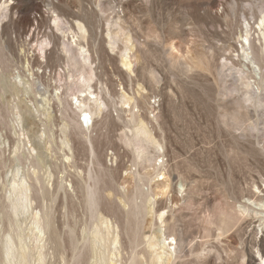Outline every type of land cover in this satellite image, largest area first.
<instances>
[{
	"label": "rangeland",
	"instance_id": "1",
	"mask_svg": "<svg viewBox=\"0 0 264 264\" xmlns=\"http://www.w3.org/2000/svg\"><path fill=\"white\" fill-rule=\"evenodd\" d=\"M263 11L264 0H0V264H8L7 240L16 233L26 264H97L102 252L111 264H131L134 254L151 264L157 252L149 243L161 228L177 242L171 264L263 263L264 40L256 30ZM57 15L75 32L74 21L85 26L91 63L69 31L54 28ZM65 41L76 64L73 52H63ZM91 69L93 91L106 105L95 130L81 124L76 108L82 73ZM13 85L27 88L16 93ZM132 112L161 148L148 143L139 154L122 142L132 134ZM32 126L40 166L26 144ZM27 172L40 180L16 215L11 183ZM94 187L102 195L93 214L87 188ZM138 190L147 211L127 217ZM97 229L105 241L95 239Z\"/></svg>",
	"mask_w": 264,
	"mask_h": 264
},
{
	"label": "bare ground",
	"instance_id": "2",
	"mask_svg": "<svg viewBox=\"0 0 264 264\" xmlns=\"http://www.w3.org/2000/svg\"><path fill=\"white\" fill-rule=\"evenodd\" d=\"M34 3H37L36 1ZM14 9V8H13ZM32 16V15H30ZM60 16V15H59ZM58 15L54 18V28L59 31V32H62V34L65 36L67 31H69L72 35V39L73 40V43L75 44V46L77 47V54H79L81 57H83V60L87 63H91V57H90V54H89V51L84 47L82 46V43L85 39H86V28L85 26L78 22V21H74L76 22V27H77V32H75L72 28V26L70 25L71 23L70 22H65L62 18H60ZM62 17V16H61ZM66 19V18H65ZM74 19V18H73ZM76 19V18H75ZM259 19H260V23L258 24V29L256 30H260V34H259V38L261 39V37H263V40H264V11L262 13H260L259 15ZM35 24V23H34ZM74 24V23H73ZM248 24V22H247ZM67 26V27H66ZM69 26V27H68ZM255 28V27H254ZM241 29V28H240ZM254 31V30H253ZM251 32V31H250ZM52 33V32H51ZM249 33V32H248ZM33 36L35 35V32L32 33ZM49 34V33H48ZM262 34V36L260 37V35ZM244 35V34H243ZM48 36V35H46ZM50 36V35H49ZM53 36V35H52ZM56 37V35H54ZM69 36V34H67V37ZM242 37V36H241ZM252 37V36H250ZM250 37L246 36L245 37V41H246V45L248 46V52H250L252 54V41L250 40ZM46 38V37H45ZM43 38V39H45ZM69 39V38H68ZM254 39V38H253ZM258 39V38H257ZM46 40V39H45ZM70 40V39H69ZM256 40V39H255ZM255 40L253 42H255ZM129 41V40H128ZM262 41V40H261ZM242 43V42H241ZM42 44V42H41ZM50 44V43H49ZM109 44V43H108ZM264 44V43H263ZM110 45V44H109ZM112 45V44H111ZM62 46H63V52L65 54H71V52H73V44L72 43H69V42H63L62 43ZM245 45H243L244 47ZM246 47V46H245ZM244 47V49H245ZM262 47V46H261ZM47 48V47H46ZM114 48V47H113ZM243 49V48H242ZM45 50V49H44ZM127 50V49H126ZM76 51V50H75ZM129 51V49H128ZM261 51V50H260ZM259 51V53H260ZM264 51V50H263ZM130 52V51H129ZM74 53V57L75 59L76 56H75V52ZM125 53V52H124ZM133 53V52H132ZM247 53V52H246ZM245 53V54H246ZM249 53V54H250ZM243 54V53H242ZM248 54V53H247ZM246 54V55H247ZM261 54H262V51H261ZM47 55V54H46ZM73 55V54H72ZM78 55V57L80 58V56ZM226 55V54H225ZM124 56V55H123ZM73 57V56H72ZM233 57V56H232ZM262 57V55H261ZM129 57L128 56H125L123 57L122 59V65H124V67H126L129 71L131 70V62L129 61L128 59ZM132 58V57H131ZM246 58H248L246 56ZM3 59V58H2ZM1 59V61H3ZM70 59V58H69ZM227 59V58H226ZM248 60V59H247ZM250 60V59H249ZM203 61V60H202ZM201 61V62H202ZM254 64H256V61L253 59L252 60ZM76 62H78V59L75 60V64ZM81 62V61H79ZM228 62V61H227ZM247 62V61H246ZM250 62V61H249ZM71 63V62H70ZM196 63V61H195ZM252 63V64H253ZM202 64V63H201ZM251 64V62H250ZM251 64V65H252ZM72 65V64H71ZM81 65V64H79ZM247 65V64H246ZM77 66H78V63H77ZM92 66V65H90ZM194 66V65H193ZM197 66V65H196ZM203 66V65H202ZM222 66V65H221ZM248 66V65H247ZM250 66V65H249ZM254 66V65H253ZM251 66V67H253ZM259 66V65H258ZM209 67V66H208ZM224 67V66H223ZM257 67V66H256ZM230 68V67H229ZM228 68V69H229ZM258 68V67H257ZM257 68H255V70H257ZM126 69V70H127ZM232 69V68H230ZM251 69V68H250ZM253 69V68H252ZM83 70V69H82ZM208 70V69H207ZM210 70V69H209ZM254 70V71H255ZM84 71V70H83ZM205 71V70H203ZM217 71V70H216ZM253 71V70H252ZM260 73H259V76H260V79L264 81V71L262 72L261 69H259ZM259 71H255L254 73L257 72V75H258V72ZM128 72V71H127ZM131 72V71H130ZM243 72V71H242ZM248 72V70H247ZM87 73V72H86ZM82 73V80H81V89L79 90L82 95L81 96H76V108L77 110L80 112V122L81 124L83 125V120L84 118L87 119V118H90L91 119V127L93 130H95L94 128H96V122H95V119L98 117L99 114L102 113L103 111V107L106 106L105 105V101L103 100L101 94L99 92H97L96 90L93 91V85H92V81L94 80V71L93 69H91V71L89 73ZM244 73V72H243ZM250 73V72H249ZM126 74V73H125ZM245 75V74H244ZM248 75V74H247ZM229 76V75H227ZM244 80V79H243ZM26 83H23L22 84H27V81H25ZM251 82V81H250ZM261 82V81H260ZM21 83V82H20ZM29 83V82H28ZM246 83V81H245ZM244 83V84H245ZM255 83V82H254ZM251 84V83H250ZM6 86H10V88L12 89V85H10L9 83H6L5 84ZM79 85V84H78ZM246 85V84H245ZM262 85V84H261ZM264 85V84H263ZM218 86V85H217ZM19 86H14L13 85V90L17 93V92H21V91H25L27 87L23 88V89H20L18 88ZM31 87V85H30ZM29 87V89H30ZM75 87V86H74ZM257 87V86H256ZM143 89V88H142ZM67 90V88H66ZM225 90V89H224ZM78 91V93H79ZM102 91V90H101ZM124 91V90H123ZM141 91V90H140ZM237 91V90H236ZM70 92V91H69ZM97 92V93H96ZM125 92V91H124ZM225 92V91H224ZM26 93V92H25ZM73 93V92H72ZM123 93V92H122ZM248 93V92H246ZM254 94V93H253ZM74 95V93H73ZM124 95V94H122ZM256 95V94H255ZM244 96V95H243ZM131 97H129L128 95H124L121 99H123V103L124 104H127V105H132L130 104L132 101L130 99ZM247 98V97H246ZM252 98V97H251ZM249 99V97H248ZM61 102V98L59 99ZM68 100V99H66ZM244 100V99H242ZM252 100V99H251ZM247 101V99H246ZM245 101V102H246ZM253 101V100H252ZM244 102V103H245ZM248 102V101H247ZM64 103H65V99H64ZM68 103V102H67ZM152 103V102H151ZM243 103V104H244ZM66 105V103H65ZM238 105V104H237ZM70 106H72V103L70 104ZM241 106H245V105H241ZM240 106V107H241ZM131 108V107H130ZM247 108V107H246ZM69 109V108H68ZM154 109V108H153ZM242 109V108H241ZM67 110V105H66V109L65 111ZM131 110V109H130ZM129 110V111H130ZM23 111L25 114H31V109L28 107V106H24L23 108ZM236 111V110H235ZM38 112V111H36ZM241 112V111H240ZM240 112H237V113H233L230 117L232 120H235V121H239V118H240ZM130 113V112H129ZM76 115V114H75ZM229 115V114H228ZM245 116V115H244ZM227 117V116H225ZM243 117V116H242ZM71 118V117H70ZM103 118V117H102ZM130 127L131 129H129V131L131 130L132 134L131 136H128V135H123V137H121V140L122 142H124L126 145L130 146V147H135L139 154H142L146 148H148L146 145L149 143H153V144H156L159 148H161L162 146L160 144H158V142L160 141H156L155 140V136L153 137V135L151 134L150 130L148 129L149 127H147L144 123V121H142L143 119L141 118L140 114L139 113H136V112H132L131 113V117H130ZM242 119V118H241ZM71 120V119H70ZM75 120V119H74ZM106 120V118H105ZM72 121V120H71ZM249 121V120H248ZM105 122V121H104ZM86 123H88L86 121ZM224 123V122H223ZM246 123V122H245ZM32 124L34 125L35 122H32ZM31 124V125H32ZM23 128V126H22ZM88 128V127H87ZM127 134V133H126ZM27 136L26 139H27V146H28V150L30 152V156H34L36 155V164H38L40 166V163H41V160H40V153H39V146H36L34 145V142L31 141L29 139V135H32V137L35 139L36 137H38V131L36 130V128L34 126L31 127V129H29V131L27 132ZM232 135V134H231ZM230 135V136H231ZM88 136V135H87ZM86 137V136H85ZM41 139V137H39ZM91 139V138H90ZM88 142L91 143V141L89 140ZM69 143L67 139H64L63 140V144L66 145L67 147H70L69 146ZM259 143V141H258ZM34 145V146H33ZM93 145V144H92ZM91 145V152L92 154H94V149H93V146ZM148 145V146H149ZM152 145V144H151ZM96 146V145H95ZM94 146V147H95ZM101 146V145H99ZM150 148V147H149ZM154 148V147H153ZM157 149V148H156ZM233 150V149H231ZM71 151V150H70ZM133 151V150H132ZM159 151V150H158ZM157 151V152H158ZM28 153V152H27ZM72 154V153H71ZM71 156V155H70ZM136 156V155H135ZM138 156V155H137ZM144 156V155H143ZM73 157V155H72ZM29 158V157H28ZM27 158V159H28ZM67 159L71 158V157H66ZM112 158V157H111ZM138 158V157H137ZM34 159V158H33ZM149 161L151 160L148 159ZM152 162V161H151ZM160 163V161H159ZM33 165V164H32ZM37 166V165H36ZM167 166V165H166ZM164 168V167H163ZM157 169V168H156ZM167 169V167H166ZM169 170V169H168ZM161 171V170H159ZM33 173V172H32ZM38 173V172H37ZM162 173V172H161ZM160 173V174H161ZM165 173V172H164ZM163 173V174H164ZM171 173V172H170ZM159 174V175H160ZM37 175V174H36ZM167 175V174H166ZM165 175V176H166ZM170 174H168L169 176ZM98 177V176H97ZM39 177H35V172H34V175L30 174L29 172L25 173L23 175L18 173L14 178H13V181L11 183V193H10V201H11V204H12V208H13V211H14V214H18L23 208H24V203L26 202V205H27V202L29 199H31V195H30V192H31V186L30 185H34L35 186V182H39ZM102 179H100L101 181ZM161 180V179H160ZM33 183H32V182ZM99 181V178H96V184L95 185H99L100 182ZM164 182V181H163ZM99 183V184H98ZM157 185H160V184H157ZM161 185H163L161 183ZM166 185V184H165ZM33 186V187H34ZM41 187V186H40ZM96 187V186H95ZM87 188V203L89 204L90 208H91V211L93 212V214L95 213L97 207H98V204L100 203V194L99 195V192L97 191L96 188ZM264 188V186H263ZM257 190V189H256ZM41 191V190H39ZM86 192V191H85ZM262 193V192H261ZM40 194V193H39ZM262 195V194H261ZM131 196V195H130ZM257 196V195H256ZM109 197V196H108ZM126 197V196H125ZM128 197V196H127ZM149 197V196H148ZM138 198H144V200L146 199V194L143 193L142 191L138 190V192L136 193V195L132 196L131 199H130V203H131V207L132 209L130 211H124L125 212V215H127V217H138L140 215H144V213L147 211L145 209V205H143L142 203H138L137 200ZM106 199V198H105ZM148 199V198H147ZM109 200V199H108ZM112 200V199H111ZM31 201V200H29ZM107 202V201H106ZM146 202V201H145ZM250 202V201H249ZM31 203V202H30ZM29 203V204H30ZM101 204V203H100ZM115 204H116V201H115ZM253 204V202H252ZM258 204V203H257ZM25 205V206H26ZM261 205V204H259ZM126 206V205H125ZM252 206V205H251ZM28 207H30V205H28ZM124 207V206H123ZM253 207V206H252ZM261 207V206H259ZM27 208V207H26ZM156 208V207H155ZM241 208V207H240ZM263 208H264V204H263ZM25 209V208H24ZM125 209V208H124ZM160 209V208H159ZM153 210V209H152ZM158 210V209H157ZM256 210V209H255ZM260 210V209H259ZM264 210V209H263ZM251 211V210H250ZM249 211V212H250ZM154 213H157V211H154ZM164 213H161L159 214V220L162 222L164 219ZM245 213V212H243ZM262 214V213H261ZM39 215V214H38ZM49 216V215H48ZM121 216V215H120ZM259 216V215H258ZM44 217V216H43ZM263 217V216H261ZM46 218V217H45ZM122 218V217H121ZM120 218V219H121ZM10 219V218H9ZM48 221H47V228L48 230H50L51 232H55V228H54V225L52 223V221L50 220V218H47ZM122 220V219H121ZM227 220V219H226ZM263 220V219H262ZM103 221V220H102ZM108 221V220H107ZM125 221V220H124ZM10 222V221H9ZM12 222V221H11ZM130 222V220L128 221V223ZM228 222V221H227ZM262 223V221H261ZM110 224V223H109ZM224 224V223H223ZM233 224V222H232ZM138 225V224H137ZM262 225V224H261ZM112 226V225H111ZM109 226V227H111ZM108 226L106 228H109ZM164 227V226H163ZM262 227V226H261ZM258 228V227H257ZM260 228V226H259ZM263 228V227H262ZM129 229V228H128ZM227 229V228H226ZM261 229V228H260ZM132 231V230H131ZM134 231H135V228H134ZM136 232V231H135ZM139 233V232H138ZM58 234V233H57ZM106 234V233H105ZM57 236V235H56ZM106 236V235H105ZM94 237L96 240H101V241H105L104 239V235L103 233L101 232V230L97 229L94 233ZM119 237V236H118ZM117 237V238H118ZM137 237V236H136ZM141 235H138V239H141ZM109 238V237H108ZM116 238V237H115ZM157 238V241L156 242H150L149 243V248L155 252H157L156 255H150V263L151 264H171L169 263V258L173 256L174 253L177 252V249H178V246H177V242L175 241L176 239L174 237H172L171 235H168L166 233V230L161 228L158 232V234L156 235ZM98 240V241H99ZM118 241V240H117ZM155 241V240H154ZM109 242V241H108ZM131 242V241H130ZM134 243H135V240H134ZM7 244H8V249H7V252H6V259H7V262L8 264H26V261H27V255H26V251H25V246L23 245V235L22 233H16L14 236L13 235H10L8 237V240H7ZM105 244H108L105 242ZM104 244V246H105ZM134 245V244H133ZM132 245V246H133ZM136 245V243H135ZM101 247V246H100ZM105 248V247H104ZM132 248V247H131ZM103 249V248H102ZM107 249V248H106ZM160 250V252H158ZM107 251V250H105ZM106 253V252H105ZM107 255V254H106ZM106 255H104V253L102 252L100 258L98 259L97 261V264H111L110 262L107 261L106 259ZM131 257V256H130ZM142 260V259H141ZM111 261V260H110ZM171 261V260H170ZM139 262H142L139 260V257L137 256V254H134L132 257H131V264H138ZM113 264V263H112ZM140 264V263H139Z\"/></svg>",
	"mask_w": 264,
	"mask_h": 264
},
{
	"label": "built area",
	"instance_id": "3",
	"mask_svg": "<svg viewBox=\"0 0 264 264\" xmlns=\"http://www.w3.org/2000/svg\"><path fill=\"white\" fill-rule=\"evenodd\" d=\"M86 121L88 122V123H86ZM83 126L84 127H90L91 126V119L90 118H87V119H85L84 118V120H83ZM260 264H264V262L263 263H260Z\"/></svg>",
	"mask_w": 264,
	"mask_h": 264
}]
</instances>
